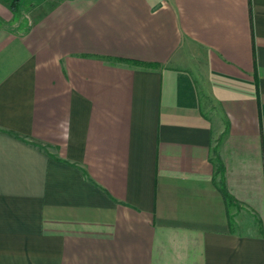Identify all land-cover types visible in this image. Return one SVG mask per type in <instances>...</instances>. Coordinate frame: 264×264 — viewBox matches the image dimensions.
<instances>
[{
    "label": "crops",
    "instance_id": "0c3cea01",
    "mask_svg": "<svg viewBox=\"0 0 264 264\" xmlns=\"http://www.w3.org/2000/svg\"><path fill=\"white\" fill-rule=\"evenodd\" d=\"M22 1L0 264H264V0Z\"/></svg>",
    "mask_w": 264,
    "mask_h": 264
},
{
    "label": "trees",
    "instance_id": "16d2710c",
    "mask_svg": "<svg viewBox=\"0 0 264 264\" xmlns=\"http://www.w3.org/2000/svg\"><path fill=\"white\" fill-rule=\"evenodd\" d=\"M2 1L8 3V6L12 13H15L17 8H20L22 2V0H2ZM129 62H133V61H129ZM133 63H135V61ZM218 189L221 192L225 203L227 205L232 204L233 203L232 197L230 196L226 188L223 185H220Z\"/></svg>",
    "mask_w": 264,
    "mask_h": 264
},
{
    "label": "rangeland",
    "instance_id": "374dc122",
    "mask_svg": "<svg viewBox=\"0 0 264 264\" xmlns=\"http://www.w3.org/2000/svg\"><path fill=\"white\" fill-rule=\"evenodd\" d=\"M23 2H24V1L21 2V6H20V8H17L16 12H15V13H12V14H14L13 16H15L16 18H20V17L22 16V14L24 13L23 10H22V6H23V7H24V6H28L29 3H30L29 1H27V3H25V4L23 5ZM0 23H2L1 19H0Z\"/></svg>",
    "mask_w": 264,
    "mask_h": 264
}]
</instances>
